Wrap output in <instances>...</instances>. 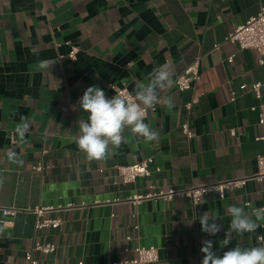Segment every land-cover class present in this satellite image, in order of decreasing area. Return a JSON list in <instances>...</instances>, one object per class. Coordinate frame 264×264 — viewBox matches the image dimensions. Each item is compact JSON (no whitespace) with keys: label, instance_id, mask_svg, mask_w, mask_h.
<instances>
[{"label":"crops","instance_id":"1","mask_svg":"<svg viewBox=\"0 0 264 264\" xmlns=\"http://www.w3.org/2000/svg\"><path fill=\"white\" fill-rule=\"evenodd\" d=\"M262 9L264 0H0V206L22 211L0 225V264H26L35 242L57 247L52 255L35 253L40 264L125 261L138 246L158 248L156 264H201L206 239L220 255L238 242L261 247L263 227L242 237L233 233L227 248L219 241L229 206L250 214L264 207V180L249 181L224 201L206 197L195 208L187 199L139 205L130 199L151 187L187 189L257 173L264 142L256 141L261 128L251 109L259 101L241 86L264 82V66L256 53L241 52L226 38ZM198 58L202 80L193 91L178 92L176 80ZM163 65L171 84L145 120L159 138L149 142L129 128L110 158L89 161L74 141L88 115L78 103L86 88L98 86L111 97L108 84L125 85L134 96L136 82ZM193 97L199 103L189 113L185 104ZM22 116L29 129L20 142ZM186 123L192 139L182 132ZM149 158L152 176L125 186L114 167ZM39 163L41 172L33 169ZM46 208L53 210L37 215ZM205 214L221 218L216 236L201 231ZM43 219L62 225L37 232Z\"/></svg>","mask_w":264,"mask_h":264},{"label":"clouds","instance_id":"2","mask_svg":"<svg viewBox=\"0 0 264 264\" xmlns=\"http://www.w3.org/2000/svg\"><path fill=\"white\" fill-rule=\"evenodd\" d=\"M170 84V70L167 65H163L152 69L144 80L136 82L132 98L119 94L109 97L98 86L87 87L78 102L79 108L88 115L86 120L79 122V133L74 137L77 148L89 161H103L110 158L114 150L126 142L123 133L129 128L132 133L146 141L157 140L159 133L152 130L145 120L147 113L161 103V94ZM164 103L169 109L174 106L166 99ZM28 129L27 117L22 116L16 128L20 142L24 141ZM8 158L15 161L17 155L9 150ZM2 183L0 180V184ZM226 214L230 217V222L224 238L219 241L221 249L232 243L233 233L242 237L245 233L264 227L257 223L264 220V208L256 209L250 214L243 206L234 204L226 209ZM219 219L221 218L218 215H203L199 219L201 231L209 237L216 236L223 228L222 224L217 223ZM214 243L212 239L202 241L201 264H264V246L243 247L238 242L220 255L214 249Z\"/></svg>","mask_w":264,"mask_h":264},{"label":"built area","instance_id":"3","mask_svg":"<svg viewBox=\"0 0 264 264\" xmlns=\"http://www.w3.org/2000/svg\"><path fill=\"white\" fill-rule=\"evenodd\" d=\"M126 1V0H122ZM226 43L237 45L239 51H253L259 57V64L264 66V9L261 12L247 21L245 24L238 26L234 31H232L226 38ZM215 49H219V45L215 46ZM78 54V49H72L69 58L72 60L76 59ZM235 55L231 56L228 60L230 63L234 62ZM202 80L200 74V59H196L182 75L178 77L175 82V88L180 93H189L195 89L198 83ZM112 85V87H110ZM111 91L121 96L132 98V94L129 92L127 87L123 85L118 87L113 84H108ZM243 91H249L255 98L259 101L257 107H253L251 110L258 113L259 122L258 125L261 128V134L256 138L257 142H264V82H253L252 84L244 83L241 86ZM235 98H232L234 101ZM199 103L197 97H193L191 101L185 104L186 110L191 113L193 112L194 106ZM158 104L147 113V118L150 113L157 111ZM146 118V119H147ZM183 134L192 139L193 135L189 125L186 123L182 126ZM231 135L235 137L237 132L231 130ZM153 159L149 158L143 162L129 165V166H115V170L118 176L121 178L122 183L125 186L134 185L138 179H148L152 176L153 171L151 170V165L153 164ZM257 173L251 177H244L241 179H233L219 183H213L210 185L191 187L187 189H176L169 188L167 190L154 191V187H151L149 192L145 195H137L130 199V202L139 205L144 201H158L163 200L166 202H171L174 199H187L191 202L192 206L197 207L201 201L209 196H216L220 200L224 201L229 192H234L243 188L249 181H256L261 183L264 180V154L257 157ZM35 171L41 172L44 167L42 163H39L33 168ZM156 172H161L160 168L156 169ZM246 206H249L247 204ZM264 208V207H261ZM258 208V209H261ZM53 208L39 209L37 210V215L42 216L46 211H51ZM256 209L253 210V212ZM22 211L16 208H6L0 206V225L4 224L7 218L16 217ZM62 225L60 219H43L39 220L36 224V231L42 230H57ZM264 225V224H263ZM264 228V227H263ZM139 227L136 226L135 230L138 231ZM128 237L127 240H131ZM258 242L261 246H264V235L258 237ZM57 247L54 244L46 243H33L31 249L25 254L26 264H40L38 260L34 258L35 253H41L44 255H52L56 252ZM134 257L130 260L125 261H112L107 264H156L159 262V250L158 248L142 247L138 246L134 249ZM78 264H85L84 261H80Z\"/></svg>","mask_w":264,"mask_h":264}]
</instances>
